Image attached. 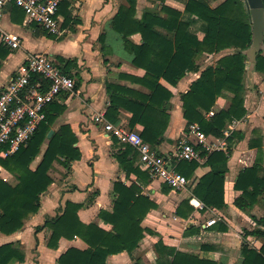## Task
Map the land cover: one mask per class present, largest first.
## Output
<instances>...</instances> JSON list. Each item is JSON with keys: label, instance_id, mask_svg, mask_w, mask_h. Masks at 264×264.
<instances>
[{"label": "trees", "instance_id": "1", "mask_svg": "<svg viewBox=\"0 0 264 264\" xmlns=\"http://www.w3.org/2000/svg\"><path fill=\"white\" fill-rule=\"evenodd\" d=\"M149 1L152 4L159 2L160 5L145 7L140 16H137V0H123L110 19V26L120 35L131 64L143 69L144 73L140 76L120 73L121 77L129 79L143 89L118 83L106 84L109 97L106 118L118 123L120 110L126 109L131 113L127 127L132 129L136 123L141 124L142 139L152 148L156 147L162 142L169 123L171 99L177 94L176 86L190 71L197 73V77L189 84L187 91H180L178 94L186 120L185 128L196 122L204 134L222 137L229 124L243 118L247 113L246 57L242 51L248 48L251 42L249 9L243 0H223L215 6H211L208 0H185L183 11L165 5L163 0ZM262 1L264 4V0ZM65 5L67 6L68 2H65ZM10 6L11 10L18 14V20L22 21V9L14 4ZM60 11H63L68 21L69 11L66 8ZM198 21L201 22L202 38L190 28L192 23ZM136 33L140 34L139 41L132 38ZM232 48L239 50L222 53L216 65L200 68L197 59L205 52L220 53ZM9 53V47L0 41V67ZM57 65L60 67L58 61ZM254 69L264 77L262 51L256 56ZM61 71L70 76L63 69ZM162 81L175 89H169ZM218 97L227 98L228 103L225 107L213 111ZM65 108V104L55 100L49 103L45 109V120L35 130L27 145L0 160L1 165L17 178L15 184L0 178L1 233L17 232L30 215L38 212L41 195L53 181L50 170L55 162L68 167L71 162L80 158L81 152L75 145L77 137L71 126L68 123L56 125L57 118ZM210 111L213 112L212 115L207 116ZM262 118L264 119V114ZM50 129H53V133L47 138ZM252 132L258 135L251 138L249 147L258 148L257 157L251 165L238 171L234 188L241 192L233 203L242 211H248L258 203L263 207V215L255 217L257 227L252 230L244 229L242 232L240 254L241 264H264V154L259 129H253ZM241 138L240 131H233L227 138L228 147ZM122 145L123 148L115 157L126 173L134 172L138 177H149L147 171L142 170L139 165H134V161L138 159L137 150L130 144ZM229 152L202 150V155L206 156L204 164L209 166V170L200 176L192 193L201 200L203 210L227 207L224 184ZM39 156L36 165L32 167L31 164ZM198 166L197 161H180L176 170L189 178ZM163 185L165 191L170 189L166 184ZM113 192L115 198L111 210L100 209L97 215L111 225L108 230L100 227L96 221L84 223L80 220L78 209L88 204V199L83 203L67 200L54 217L46 219L42 226L36 227V230L43 227L50 230L46 243L50 248H57L61 237H79L86 243L85 248H66L57 257L56 264H107L109 255L122 251L132 254L144 237V232H152L143 227L141 222L147 212L156 206L155 202L142 194L141 188L133 182L126 185L116 181ZM190 211L188 199L181 201L176 208V212L182 217H187ZM198 231V227L190 224L184 234L196 236ZM247 235L261 238V246H250L246 241ZM201 247L211 248L209 244L204 243ZM154 249L157 252V264H217L216 261L200 257L198 254L165 245L160 239L154 244ZM23 259L22 251L15 242L0 245V264H10L12 260ZM132 264L144 263L137 257Z\"/></svg>", "mask_w": 264, "mask_h": 264}, {"label": "crops", "instance_id": "2", "mask_svg": "<svg viewBox=\"0 0 264 264\" xmlns=\"http://www.w3.org/2000/svg\"><path fill=\"white\" fill-rule=\"evenodd\" d=\"M65 2H68L67 6ZM65 2L60 10L66 8L69 11V19L66 21L63 11H60L64 32L57 37L46 34L34 25L35 23L24 25V17L22 21L18 20L19 16L11 10V4L5 6L1 17L4 28L19 34L21 47L10 49V53L2 62L0 90L30 54L46 53L56 62L58 61L60 69L74 79L76 88L61 92L55 99L66 106L57 118L56 125L68 123L71 126L77 137L75 145L81 152L80 158L71 162L68 167L59 165L58 169L50 170L53 181L41 195L40 209L25 220L21 229L12 234L0 232V245L15 242L24 256L23 260H12L10 264H56L57 257L66 248L87 246L79 237L72 239L61 237L57 248H50L46 245L50 230L47 227L36 230V227L42 226L46 219L54 217L67 200L83 203L88 199L89 203L78 209L80 220L84 223L96 221L100 227L110 229L111 225L97 215L100 209L111 210L115 198L113 186L116 181L126 185L135 183L141 188V193L154 201L156 206L147 212L141 222L143 227L152 232L147 230L144 232V237L132 254L122 251L109 255L106 259L107 264H132L137 257L144 264H157L154 244L159 239L165 245L198 254L200 257L216 261L217 264H241L242 232L244 229L252 230L257 227L255 217L259 218L263 215V207L259 203L254 204L248 211H242L233 203L241 192L234 188L238 171L242 167L251 165L257 157L258 148L249 147L251 138L258 135L252 132L253 129L260 131L261 149L264 154V119L262 118L264 82L258 77L259 73L254 71L255 69L248 70L247 74L251 82L248 86H259L262 94L252 96V93H248L250 99L249 103L246 102V115L233 121L224 130H228L230 135L238 130L242 135V138L230 148L227 142V149L223 150L230 151L224 184L227 207L203 210L201 200L193 195L192 189L200 176L209 170V166L204 162L199 163L188 178L187 188L183 190L167 188L165 191L159 179L148 176L138 177L134 172L127 174L121 167L115 155L123 148V143L107 132L93 116L99 111L105 114L109 105L106 92L108 82L143 89L129 79L121 77L120 73L140 76L144 70L131 64L129 53L125 51L120 35L110 26V19L117 9L114 1L66 0ZM132 38L139 41L140 34L136 33ZM189 73L191 72H187L186 76ZM186 76L177 84V94L171 99L170 119L164 138L153 148L159 154L171 153L182 139L195 142V137L189 133L188 128H185L182 101L178 95L180 91H187L189 84L194 80L190 76L192 78L190 82V78ZM162 82L169 89H175L165 81ZM225 100L224 97H219L215 109L225 107L227 105L223 103ZM215 109L213 108V111ZM212 113H207V116ZM130 116L129 111L121 109L119 122L127 126ZM142 128L139 123L133 126V129L139 133ZM208 138L217 140L222 137ZM134 165H139L142 169L138 159L134 161ZM184 199H188V206L191 208L187 217H182L176 212L178 204ZM211 218H217V221L206 226L205 222ZM190 224L199 228L196 236L184 234ZM246 241L255 248H259L262 244V239L254 235H247ZM203 243L209 244L211 248L201 247Z\"/></svg>", "mask_w": 264, "mask_h": 264}, {"label": "built area", "instance_id": "3", "mask_svg": "<svg viewBox=\"0 0 264 264\" xmlns=\"http://www.w3.org/2000/svg\"><path fill=\"white\" fill-rule=\"evenodd\" d=\"M66 0H0V41L14 50L21 47L18 33L7 30L1 24L3 9L14 4L24 12V25L35 23L54 36L63 34L60 8ZM36 78V79H35ZM35 79V80H33ZM74 79L62 73L55 59L46 53L30 54L23 65L9 77L0 90V160L21 147L26 146L35 130L45 120V109L61 92L72 91ZM94 120L115 136L121 143L132 145L138 152V162L152 179H159L173 190L187 188L188 178L176 170L180 161L203 163L206 156L202 150H226L228 130L222 138L210 140L198 123L188 126L195 142L186 139L179 141L169 154H159L140 133L123 123L109 121L103 112H96ZM3 166L0 163V174ZM217 221L211 218L205 222L210 226Z\"/></svg>", "mask_w": 264, "mask_h": 264}, {"label": "rangeland", "instance_id": "4", "mask_svg": "<svg viewBox=\"0 0 264 264\" xmlns=\"http://www.w3.org/2000/svg\"><path fill=\"white\" fill-rule=\"evenodd\" d=\"M115 2V7H118L119 4L123 1V0H112ZM221 1L223 0H208L209 4L211 6H215L217 4H219ZM244 1V0H243ZM165 5H168L170 7H173V8H176L180 11H183L184 10V2L185 0H163L162 1ZM136 8H137V14L140 16V14L142 13V10L145 8V7H151L153 5H155V7H158L160 5L159 2H156L155 4H152V2H150L149 0H137V3H136ZM245 5V3H244ZM246 6V5H245ZM247 8V7H246ZM184 17L186 18V15H184ZM190 28L196 32L197 36L199 38H202L203 36V31L201 30V22L198 21V22H194L191 24ZM115 34V33H114ZM239 49H236V48H232V49H226L225 51H222L220 53H207L205 52L204 54H202L198 59H197V62L199 63L200 65V68H204L205 66H208V65H216V61L218 59V57L222 54V53H229L231 51H238ZM262 53H264V49L262 51ZM246 57V55H245ZM249 68V62H248V59L246 57V74H245V84L247 85L246 86V91H245V99L247 100L246 102L249 103V96H248V93H252V96L253 95H257V96H260L262 93V90L260 89L259 86H255L254 87H251V86H248L251 82L249 80V75L247 74L248 73V69ZM255 71V70H254ZM190 72V71H189ZM186 76V75H185ZM193 77L194 79L197 77V73H189V75H187L186 77L190 78V82L192 80L191 77ZM260 80L262 82H264V77L262 76L261 73H259V76ZM189 82V83H190ZM188 83V84H189ZM251 85V84H250ZM171 86V85H170ZM172 88V86H171ZM219 98V97H218ZM217 98V99H218ZM224 99H226L223 103L224 105H226L228 103V99L224 97ZM254 100V99H253ZM253 100L251 102H253ZM217 101V100H216ZM216 103V102H215ZM215 107H217L215 105ZM214 107V109H215ZM208 113H212V111L208 112ZM45 147V144L43 145V148ZM40 156L36 158V160L31 164L32 167H34L37 163V161L39 160ZM59 165H62L61 163L59 162H55L52 169L51 170H56L58 169ZM0 178L3 179L4 181L6 182H11V184H15L17 182V178L15 175H13L11 172H9L7 169H5L3 167L2 169V173L0 174Z\"/></svg>", "mask_w": 264, "mask_h": 264}, {"label": "water", "instance_id": "5", "mask_svg": "<svg viewBox=\"0 0 264 264\" xmlns=\"http://www.w3.org/2000/svg\"><path fill=\"white\" fill-rule=\"evenodd\" d=\"M246 7L249 9L251 22V42L248 48L243 50L249 62V70L254 69L256 56L264 49V4L262 0H244ZM53 133L50 129L47 133L49 138Z\"/></svg>", "mask_w": 264, "mask_h": 264}]
</instances>
